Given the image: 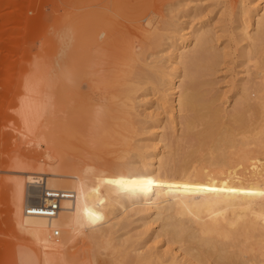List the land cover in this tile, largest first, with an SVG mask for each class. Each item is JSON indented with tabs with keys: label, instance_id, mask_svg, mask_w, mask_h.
I'll list each match as a JSON object with an SVG mask.
<instances>
[{
	"label": "rangeland",
	"instance_id": "obj_1",
	"mask_svg": "<svg viewBox=\"0 0 264 264\" xmlns=\"http://www.w3.org/2000/svg\"><path fill=\"white\" fill-rule=\"evenodd\" d=\"M258 3L264 0H0V264L22 241L10 218L6 178L11 172L34 170L47 140L65 158L93 154L114 175L143 178L150 172L155 144L164 145V155L175 147L158 141L178 112L170 113V96L159 101L167 85L154 81L171 68L170 44L186 31L207 29L205 50L195 63L211 66L202 78L215 103L229 111L243 95L238 83L251 78V63L241 56L246 40L237 26L241 12ZM249 15L244 14L245 20L250 21ZM247 31H254L251 21ZM35 63L37 71H30ZM139 68L153 82L137 78ZM26 79H33L38 95L51 92L52 98V109L41 117L35 134L20 129L17 114ZM126 79L133 85L130 94L120 91ZM98 107L103 111L95 115L92 128ZM158 118L163 123L156 130ZM28 189L36 199L40 187ZM136 200L127 198L126 209L116 211L107 244L77 242L69 250V264H136L137 253L153 254L151 264H184L186 245L171 243L154 214L139 211L141 204L130 205ZM191 260L215 264L212 258Z\"/></svg>",
	"mask_w": 264,
	"mask_h": 264
},
{
	"label": "bare ground",
	"instance_id": "obj_2",
	"mask_svg": "<svg viewBox=\"0 0 264 264\" xmlns=\"http://www.w3.org/2000/svg\"><path fill=\"white\" fill-rule=\"evenodd\" d=\"M246 12L254 29L251 34ZM241 13L237 28L246 40L241 56L251 63V78L238 83L243 95L229 111L215 103L209 82L202 78L211 66L195 63L205 50L207 29L186 31L170 44L171 68L166 76L155 75L154 81L167 85L159 101L170 96V113L178 112V119L169 120L158 141L167 140L175 147L164 155V145L155 144L150 172L143 178L129 181L114 175L93 154L65 158L45 139H40L47 147L36 160L37 167L11 172L6 178L15 236L28 244L32 264H69V250L83 239L107 244L116 211L126 209L125 200L131 196L138 198L131 206L141 204L139 211L161 221V232L171 243L186 245L184 264L205 258L215 264H264V5L253 4ZM37 66L30 71H37ZM143 70L139 68L136 77L152 81ZM31 81L23 83L17 114L20 129L35 134L52 98L51 92L38 95ZM123 84L120 91L130 94L133 85L127 79ZM102 111L94 110L92 128L95 115ZM174 120L180 125L177 137L172 131ZM162 123L158 118L153 128H161ZM29 186L40 187L38 201L32 199L37 194ZM44 188L71 191L72 197L61 199L53 216L30 214L27 209L33 203L44 201ZM152 256L137 253L136 264H151Z\"/></svg>",
	"mask_w": 264,
	"mask_h": 264
},
{
	"label": "built area",
	"instance_id": "obj_3",
	"mask_svg": "<svg viewBox=\"0 0 264 264\" xmlns=\"http://www.w3.org/2000/svg\"><path fill=\"white\" fill-rule=\"evenodd\" d=\"M43 202L33 203L30 208H28V212L30 214H37V215H46V216H53L60 208V200L63 198H71L72 192L71 191H61V190H54V189H43ZM36 201L39 200L37 197L34 199ZM45 200H48L45 203Z\"/></svg>",
	"mask_w": 264,
	"mask_h": 264
},
{
	"label": "crops",
	"instance_id": "obj_4",
	"mask_svg": "<svg viewBox=\"0 0 264 264\" xmlns=\"http://www.w3.org/2000/svg\"><path fill=\"white\" fill-rule=\"evenodd\" d=\"M28 244L24 241H18L15 243L7 256L6 264H32L28 255ZM26 255V256H25Z\"/></svg>",
	"mask_w": 264,
	"mask_h": 264
}]
</instances>
